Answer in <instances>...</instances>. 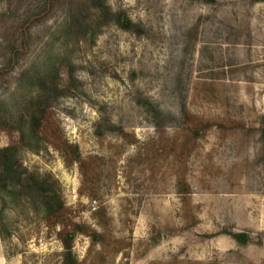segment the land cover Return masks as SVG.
<instances>
[{
    "label": "rangeland",
    "instance_id": "374dc122",
    "mask_svg": "<svg viewBox=\"0 0 264 264\" xmlns=\"http://www.w3.org/2000/svg\"><path fill=\"white\" fill-rule=\"evenodd\" d=\"M39 2L0 0L1 41ZM106 2L145 32L110 23L77 42L63 1L0 75V147L28 131L30 77L63 87L17 155L65 200L50 217L39 201L0 196V264H63L68 231L77 264H264V1Z\"/></svg>",
    "mask_w": 264,
    "mask_h": 264
},
{
    "label": "trees",
    "instance_id": "16d2710c",
    "mask_svg": "<svg viewBox=\"0 0 264 264\" xmlns=\"http://www.w3.org/2000/svg\"><path fill=\"white\" fill-rule=\"evenodd\" d=\"M63 1H66L68 5V18L64 31L67 36L77 40V42H87L94 39L100 32L101 26L110 23L137 34L145 32L142 24L134 21L125 9L114 10L107 4L106 0H92L91 5L96 8V13H91L86 8V0H40L36 12L31 13L25 21L14 23L5 33L3 32V41L0 39V52L3 53L5 59L0 63V75L9 73L28 52L30 27L35 22L46 18L47 14ZM55 77L52 74L30 77L39 91V98L35 105L36 109L31 112L27 122L28 131L22 125L20 127L22 133L20 139L10 145L0 147V196L3 200V206L9 204L6 195L11 197V200L27 198L33 202H41L50 217L57 216L65 208V200L57 180L50 174H40L30 170L20 162L17 152L21 146L30 144L27 141L28 135L39 136V130L47 109L52 106V100L62 92L63 87ZM261 140L264 148V126L261 129ZM72 146L73 158L80 159L79 144L74 143ZM225 232L239 244L255 242V239L247 231L226 230ZM74 236L75 232L73 231H68L66 235L60 232L65 247L63 264H77L72 244Z\"/></svg>",
    "mask_w": 264,
    "mask_h": 264
}]
</instances>
